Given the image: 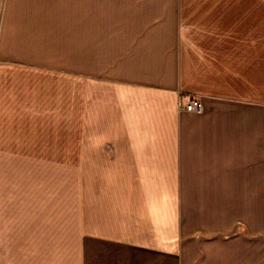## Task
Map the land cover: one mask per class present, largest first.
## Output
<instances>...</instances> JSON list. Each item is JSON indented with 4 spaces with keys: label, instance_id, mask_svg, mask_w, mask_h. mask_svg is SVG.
I'll list each match as a JSON object with an SVG mask.
<instances>
[{
    "label": "crops",
    "instance_id": "1",
    "mask_svg": "<svg viewBox=\"0 0 264 264\" xmlns=\"http://www.w3.org/2000/svg\"><path fill=\"white\" fill-rule=\"evenodd\" d=\"M127 2L109 62L92 0H0V163L74 179L0 202V264L264 258V0Z\"/></svg>",
    "mask_w": 264,
    "mask_h": 264
},
{
    "label": "rangeland",
    "instance_id": "2",
    "mask_svg": "<svg viewBox=\"0 0 264 264\" xmlns=\"http://www.w3.org/2000/svg\"><path fill=\"white\" fill-rule=\"evenodd\" d=\"M94 3V11L100 10L101 7L108 13V18L101 21V25L94 30L93 33V48L92 58L104 59L112 62L117 58L119 53L118 43H122L124 39L131 33L126 24H122L126 20L132 9L127 10L126 6L130 0H92ZM96 3V4H95ZM123 4L125 8L123 7ZM138 5V4H137ZM122 6V9H120ZM103 10V11H104ZM125 17V18H124ZM122 53V52H121ZM79 55V52H78ZM67 149V148H66ZM72 165V164H71ZM84 164H76V189L79 203L80 190L83 191ZM81 170V171H80ZM73 171L70 174V164L61 162L57 164L45 163H0V202H15V199L24 197L25 193L31 194L36 192L32 190V186L54 185L55 190H58V198L62 204L69 202V190L74 186ZM23 186V188H22ZM28 187L29 190L25 191ZM22 188V189H21ZM72 192V191H71ZM57 197V195H56ZM83 197V194H82ZM79 206V205H78ZM239 231H244L238 227ZM260 244H257L259 248ZM13 250L19 253V248L13 247ZM60 251L63 248L60 247ZM63 255V253H62ZM60 264H67V259L60 258ZM264 264V258L255 257L252 259V264ZM19 264V262L14 263Z\"/></svg>",
    "mask_w": 264,
    "mask_h": 264
},
{
    "label": "built area",
    "instance_id": "3",
    "mask_svg": "<svg viewBox=\"0 0 264 264\" xmlns=\"http://www.w3.org/2000/svg\"><path fill=\"white\" fill-rule=\"evenodd\" d=\"M202 108L201 102L199 100H191L186 106L185 110L187 112H200Z\"/></svg>",
    "mask_w": 264,
    "mask_h": 264
}]
</instances>
